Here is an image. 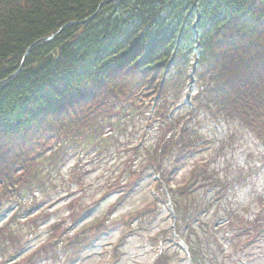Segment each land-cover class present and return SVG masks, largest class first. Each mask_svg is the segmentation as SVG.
<instances>
[{
  "label": "trees",
  "instance_id": "1",
  "mask_svg": "<svg viewBox=\"0 0 264 264\" xmlns=\"http://www.w3.org/2000/svg\"><path fill=\"white\" fill-rule=\"evenodd\" d=\"M193 80L196 97L180 101ZM149 98L159 132L154 153L129 172L95 232L71 238L67 252L70 243L85 250L90 239L111 231L103 225L114 222L111 213L132 197L152 163L161 175L158 184L172 190L181 226L191 230L190 184L218 185V194L227 190L199 166L188 183L173 186L202 151L193 123L200 111L236 121L264 145V0H0V216L12 210L8 205L18 206L0 229V254L6 255L0 264L24 249L13 224L31 210L25 194L46 188L42 168H51L50 175L68 147L84 148L106 127H122ZM76 203L69 204L73 223L91 212ZM161 207L154 199L121 225L132 234L142 231L157 221ZM259 219L253 227L243 225L247 237L264 236ZM239 223L238 217L228 222L232 230ZM52 230H58L55 224ZM58 242L36 250L27 264H56L66 254ZM201 245L193 249L197 261ZM168 254L155 264H169Z\"/></svg>",
  "mask_w": 264,
  "mask_h": 264
},
{
  "label": "rangeland",
  "instance_id": "2",
  "mask_svg": "<svg viewBox=\"0 0 264 264\" xmlns=\"http://www.w3.org/2000/svg\"><path fill=\"white\" fill-rule=\"evenodd\" d=\"M138 87L133 88L137 91ZM198 89L196 81H191L183 88L180 101L196 97ZM149 102L152 101L148 99V104L143 105L134 118L123 120L126 123L122 127L116 130L106 127L96 142L88 145L85 142L84 148L68 147L66 155H62L64 162H59L50 175L51 168H42L46 188L35 190V202L32 194H25V202L31 205V210L23 212L13 224L20 242L25 243L24 249L4 264H27V259L36 250L54 243L53 239L59 241L62 254L71 238L95 232L99 227L96 221H103L107 209L116 201L118 190L127 182L130 171L138 169L148 152L154 153L159 132ZM193 123L203 139L202 151L174 177L173 186L188 183L192 170L199 166L227 184V190L218 194V185L213 188L201 182L191 183V191H194L186 201L192 214L191 230L186 225L181 226L180 215L176 213L180 234L194 249L198 243L202 244L199 256L203 264H264V236L250 238L243 231L244 224L253 227L258 217L264 220V145L236 121L214 116L207 110L200 111ZM150 172L145 173L144 180L125 205L111 213L110 220L114 222L109 224L107 221L103 225H108L111 231H104L103 236L95 241L90 239L92 243L85 250L70 243L68 252L63 250L66 254H62L56 264H108L117 243L122 246L117 250L115 264H155L162 250L172 256L169 264H187L182 239L180 241L177 235H173L176 214L171 204L167 205V201L173 200L167 192L168 186L161 188L166 205L160 208L157 221L142 231L135 228L133 234L122 236L130 231L124 232L121 224L132 221L134 212L148 206L154 198L153 174L150 176ZM72 201L91 211L77 223H73L69 210ZM9 208L15 211L16 206L11 204ZM14 211L10 210L0 218V229ZM236 217L242 224H236L232 230L228 222ZM65 218L67 223H62ZM53 224L58 228L55 232ZM132 225L136 226V223ZM5 259L6 255L0 254V262Z\"/></svg>",
  "mask_w": 264,
  "mask_h": 264
},
{
  "label": "water",
  "instance_id": "3",
  "mask_svg": "<svg viewBox=\"0 0 264 264\" xmlns=\"http://www.w3.org/2000/svg\"><path fill=\"white\" fill-rule=\"evenodd\" d=\"M92 17V16H91ZM69 24H71V23H68V24H66V25H64L55 35H57V34H59L67 25H69ZM51 38H53V36H51V37H46V38H43V39H41V40H48V39H51ZM35 44V43H34ZM30 48L31 47H29L28 49H27V52H26V54H25V56H27V54H28V51L30 50ZM20 69V68H19Z\"/></svg>",
  "mask_w": 264,
  "mask_h": 264
}]
</instances>
